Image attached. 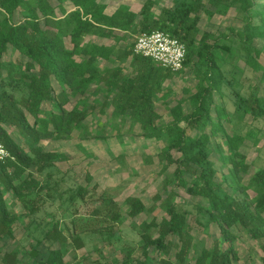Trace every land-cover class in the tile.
<instances>
[{"label": "trees", "instance_id": "16d2710c", "mask_svg": "<svg viewBox=\"0 0 264 264\" xmlns=\"http://www.w3.org/2000/svg\"><path fill=\"white\" fill-rule=\"evenodd\" d=\"M155 4V0H147L140 11H134L122 2L108 13L107 0H0V142L10 152L9 158L0 161V240L12 237L13 225L21 218L10 210V204L20 201L30 215L40 212L46 196L64 204L60 183L65 177L57 180L53 176L56 163L67 161L69 156L61 151H46L41 142L71 138L75 131L94 138L87 121L94 114L98 120L104 116L114 124H138L145 138L168 142L157 154L164 171L175 166L164 179L160 195L166 215L160 222H142L141 264H151L150 248L160 256L155 264H236L239 257L232 228L240 226L253 238H264V166L248 174L251 166L243 151L246 137L234 128L232 132L226 130L224 121L230 122L229 113L224 105L216 103L215 92L223 94L224 82L233 85L226 80L215 52L220 46L219 38L212 39L210 32L199 37L203 15L211 18L218 11L228 14L232 8L242 13L243 37H238L234 29L220 33V38L232 42L221 48L227 53V62L244 58L242 71L248 67L260 74V82L250 85L251 79L234 90L235 108L243 117L252 116L254 122L264 120V48L254 46L256 38L264 39V9L258 8L257 0H172V7H163L159 12L154 10ZM154 30L168 32L183 42L187 47L184 66L192 63L197 68V83L188 100L191 110L186 112L183 101H179L171 108L172 121L163 127L156 124L161 118L156 102L168 81L181 71L173 72L136 54L133 42L130 49L123 50L125 58H132V75H126L125 67L102 72L97 60H111L117 45L84 43L87 35L115 42L126 40L127 34ZM11 51L18 54L13 68L5 61ZM53 79L60 92H56ZM91 87V93H103L101 102L94 100L88 105L83 98L67 108L71 98L88 94ZM16 91L24 93L18 98ZM46 103L51 108H46ZM182 121L185 127H181ZM187 127L197 133L189 134ZM213 138L218 139L226 173L219 171L211 159ZM186 174L193 178L187 180ZM228 180L236 184L233 191L224 187ZM176 187L205 199L206 209L198 207L221 232V237L212 246H204L194 261L190 254L195 239L188 222L193 211L185 207V201L176 200ZM88 190L80 185L69 199L79 196L84 200ZM145 210L139 197L126 202L130 218ZM91 216L113 226L123 221L121 207L106 192ZM59 220L55 215L45 234L66 240L59 231ZM73 240L78 248L83 247L80 236ZM261 248L264 253V244ZM172 249L175 260L170 257ZM54 255L38 264H61L60 251ZM4 264H19L14 251L5 254ZM120 264L132 263L125 258Z\"/></svg>", "mask_w": 264, "mask_h": 264}, {"label": "rangeland", "instance_id": "374dc122", "mask_svg": "<svg viewBox=\"0 0 264 264\" xmlns=\"http://www.w3.org/2000/svg\"><path fill=\"white\" fill-rule=\"evenodd\" d=\"M107 1V12L113 13L122 2L128 4L134 11H140L147 0ZM155 3L154 10L156 12H159L163 7L173 6L172 0H155ZM257 5L259 9L262 7L264 9V0H257ZM68 7L71 6L68 5ZM242 17V13H239L236 8H232L228 14L218 11L211 18L203 15L199 22V37L204 32H210L214 35L212 39L219 38L220 46L215 52L219 56V63L226 80L231 81L233 85L229 86L224 82L223 94L215 92L216 103L224 105L229 113L230 122L224 121L226 130L232 132V128H234L241 131L246 137L243 151L251 166L248 173L251 176L264 166V120L254 122L252 116L243 117L241 113H237L234 90L239 89L241 84H249L251 79L250 85L260 82V74L253 72L248 67L243 72L244 58L227 62V53L221 48V45L232 42L219 36L220 33L227 34L231 29H234L237 36L242 38ZM142 33L144 32H137L134 35L127 34L126 40L115 42L109 38L103 39L95 35H87L84 43L94 41L116 44L114 57L109 61L98 59L97 64L101 67L102 72L125 67L126 75H132V58H125L123 50L130 49L132 43H135L137 37ZM254 46L259 49L264 48V39L256 38ZM17 56V53L11 51L5 56V61H9L13 68ZM262 61L264 64V55ZM196 69L192 63L183 66L181 72L173 75L166 84L165 92L156 102L161 115V118L156 122L158 127H163L172 121L171 108L176 106L179 101H183V108L186 112L191 110L188 100L197 83ZM4 75H7L6 71ZM53 82L56 92H60L61 88L55 79ZM95 87L99 86L93 88ZM93 88L91 87L89 93L84 96L78 95L71 98L67 108H71L78 99L83 98L88 105L92 104L94 100L101 102L104 99L103 93L101 91L91 93ZM23 93L22 91L15 92L18 98ZM44 106L48 109L51 108L49 103ZM96 119V114H94L87 120L89 129L93 130L94 138L92 135L86 137L83 133L75 131L71 138L41 142L46 151H61L69 156L67 161L56 163L57 170L53 176V179L57 180L65 177V180L60 183V187L64 191L63 197L66 201L64 204L60 199L53 202L46 196L45 207L42 203L40 212L30 215L26 213L20 201L12 206L10 204L12 200H9L10 210L14 214H19L21 218L13 225L14 234L12 237L4 236L0 240V264H4L5 254L12 251L16 253L19 264L47 262L51 256L55 258L56 251H60L61 264H120L125 258H128L132 264H141L139 260H144L141 253V234L143 233L141 224L154 219L160 222L166 215L163 198L160 195H163L164 192V179L175 166L172 165L167 171H164L157 154L168 142L163 143L156 138H145L142 136L140 126L132 124L130 121L120 125L114 124L104 116L99 117L97 121ZM180 125L185 127L186 123L182 121ZM187 128L189 134L197 133L196 129ZM211 149V159L219 171L226 173L227 166L223 164L218 139H212ZM185 177L187 180L193 178L191 174H186ZM44 178L47 179L46 176ZM51 183L53 184L52 180ZM80 185L89 189L84 200L79 196L70 200L69 197L77 191ZM171 187H175V185L171 184ZM224 187L233 191L236 184L232 180H228ZM176 189L179 194L176 200L185 201V207L193 211L189 215L188 222L192 227L191 232L195 239L190 254V259L194 261L204 246H212L214 240L221 237V232L216 224L208 221L205 212L200 211L201 206L205 208L208 205L205 199L190 196L182 187H176ZM105 192L112 196L122 209L123 221L114 224V226L104 220L92 219L91 216L92 209L99 204V199ZM132 197H139L146 205V210L136 218H130L126 213V202ZM55 215L60 219L59 231L63 237L67 238L66 240H56L45 234L52 227L50 221L55 219ZM232 231L236 235L234 244L239 257L236 264H264V253L261 248L264 238H253L240 226L232 228ZM72 235L81 237L82 248L76 246ZM32 251L37 252L35 257L32 256ZM149 255L152 258L151 264H155L160 258L153 248H150ZM170 257L175 260V249H172Z\"/></svg>", "mask_w": 264, "mask_h": 264}, {"label": "built area", "instance_id": "2783aa9c", "mask_svg": "<svg viewBox=\"0 0 264 264\" xmlns=\"http://www.w3.org/2000/svg\"><path fill=\"white\" fill-rule=\"evenodd\" d=\"M134 52L153 59L161 66L178 72L183 69L187 49L183 42L168 32L154 30L144 32L137 37ZM10 157L6 146L0 142V161Z\"/></svg>", "mask_w": 264, "mask_h": 264}, {"label": "water", "instance_id": "95a60500", "mask_svg": "<svg viewBox=\"0 0 264 264\" xmlns=\"http://www.w3.org/2000/svg\"><path fill=\"white\" fill-rule=\"evenodd\" d=\"M37 255L36 251H32V256L35 257Z\"/></svg>", "mask_w": 264, "mask_h": 264}]
</instances>
